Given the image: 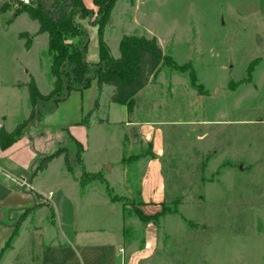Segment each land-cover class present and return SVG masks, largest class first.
I'll list each match as a JSON object with an SVG mask.
<instances>
[{"label": "rangeland", "instance_id": "rangeland-1", "mask_svg": "<svg viewBox=\"0 0 264 264\" xmlns=\"http://www.w3.org/2000/svg\"><path fill=\"white\" fill-rule=\"evenodd\" d=\"M18 8L19 4H12L10 11ZM92 10L74 18L86 32L90 63L98 58L96 22L100 19L98 8ZM14 17L0 16V94L6 96L0 102V113L6 107L10 128L26 118L29 108L21 93L12 88L17 80L26 79L23 66L42 94H49L54 85L47 34L35 39L27 52L18 35L31 34L37 22L23 15L6 27ZM123 35L155 37L164 54L177 64L190 61L204 95L199 96L190 86L187 73L162 67L150 86L132 99L129 109L125 105L128 122L147 123L162 134V148L156 155L152 139L142 131L128 132L126 122H120L119 105L108 112L111 89L103 87L96 94L92 81L88 89L71 92L56 109H48L47 103L38 108L36 122L20 138L33 139L32 167L37 158L58 148L74 151L70 137H75L84 146L85 171L99 173L120 197L113 204L123 215H130L126 243L143 249L142 234L133 231V221L138 220L136 212L142 205L139 188L147 162L158 159L166 195L161 204L164 214L152 222L158 230L157 264H264V0H116L104 28V41L115 58ZM216 95L220 99L213 100ZM199 97L202 103L209 100L205 114L226 110L233 123L225 124L228 115L218 125L209 122L201 113ZM96 99L99 108L92 114L88 130L76 125H82ZM140 153L150 155L138 158ZM31 170L22 171L17 178L18 189L23 188L30 197L17 194L10 200L19 201L17 204L31 212L17 226L20 212L8 216L6 210H0V264H38L42 242L38 226L54 235L47 226L51 222L48 200L36 198L27 182ZM80 171L75 166L73 174L67 172L60 156L35 181L36 187L51 194L58 185L64 186L59 188L67 194V217L70 204H79V189L72 179ZM95 182L103 193L105 185ZM90 200L88 209L81 207L85 204L77 205L84 210L78 215L81 220L87 217L89 222H83L87 227L103 228L118 219L103 218L99 195ZM43 206L48 210L36 214Z\"/></svg>", "mask_w": 264, "mask_h": 264}, {"label": "trees", "instance_id": "trees-1", "mask_svg": "<svg viewBox=\"0 0 264 264\" xmlns=\"http://www.w3.org/2000/svg\"><path fill=\"white\" fill-rule=\"evenodd\" d=\"M115 2L116 0H93L94 7L98 8L97 14L100 15V19L96 22L98 61L95 63L87 61L88 38L85 30L74 21L77 14L84 17L93 12L84 6L82 0H29V5L18 2L20 8L15 10L13 15L26 13L31 20L38 23L39 28L36 35L46 33L48 36L49 71L54 78V85L52 91L44 95L40 93L35 80L30 76L25 84L31 107L29 117L10 132L0 127L1 149L8 148L22 137L24 129L36 122L39 115L38 108L43 104L47 103L48 109H56L71 92L88 89L92 81L96 82L98 93L104 86L112 89L109 94L110 103L126 105L129 109L133 97L156 77L162 67H169L172 70L187 73L190 86L197 91L199 96L204 95L201 85L197 84L196 73L191 62L177 64L164 54L155 37L123 35L118 44L119 56L115 58L111 55L104 41V28L109 22ZM15 3L11 0L3 4L0 7V13L10 11L12 4ZM18 38L24 41L26 50L31 48L32 40L27 32L19 33ZM252 69L253 65L249 66L248 72L250 73ZM98 108L99 103L96 99L92 109L83 117L82 125H89L92 114ZM70 142L75 146L74 151L62 147L37 158L30 173L32 179L44 171L53 160L63 156L67 172L73 174L75 166L80 168L81 173L76 180L81 189H84L88 183L99 181L105 185L104 189L109 201L111 203L118 201L120 197L113 194L108 182L99 173L85 171L82 162V144L73 137H70ZM149 155L150 153H140L138 158ZM33 194L36 198H41V195L35 192ZM30 212L31 209L21 212L17 226L22 221L23 215ZM49 212L52 220L54 213L51 207H49ZM163 214L162 209L152 216H146L138 210L136 217L142 224H147L157 222ZM124 218H130V215H124Z\"/></svg>", "mask_w": 264, "mask_h": 264}, {"label": "crops", "instance_id": "crops-1", "mask_svg": "<svg viewBox=\"0 0 264 264\" xmlns=\"http://www.w3.org/2000/svg\"><path fill=\"white\" fill-rule=\"evenodd\" d=\"M82 2L86 8L90 10L94 8L93 0H88V1L82 0ZM5 14L12 15L14 13H12L11 11L10 12L6 11L4 13H0V16H4ZM23 15H27V14L22 13L15 15L13 21L11 22L8 19L7 23L10 24L6 27L11 26L15 20H17L19 17ZM33 27L34 28L33 31H31V34L27 31V33L30 35V38L32 40L31 48L29 50L25 49L27 52L31 51V49L33 48L35 39L43 36V34L36 35V32L39 28L38 23ZM96 40H97V30H96ZM97 47H98V43H97ZM97 54H98V50H97ZM97 61L98 58L97 60L91 61V63H95ZM23 67L25 69L24 70L25 73L27 74L26 79L22 81L17 80L15 83L12 84V88L15 89L14 91H16L17 93H21V95L28 102L29 108L25 113L26 118H24L22 121L26 120L30 114L31 107L29 104L28 90L25 84L29 81L30 76L33 77L32 74L28 73V70L25 68V66ZM153 80L154 79H151V81L147 84V86H145V88H143L134 97L140 95L143 91H145L150 86V83ZM95 87H96V83H95ZM110 92L108 93L106 100L108 112L110 111L112 106L118 105L109 102ZM96 94H97V87H96ZM218 96L219 95H216L213 100H216V98L220 99ZM5 97L6 96L4 94H0V102H2V104L4 103ZM229 98L232 97L230 96ZM196 99L200 103V110L202 111L201 113L207 115L203 110L205 104L209 100L207 102L205 101L202 103L201 97ZM119 106L123 114L120 122H126L127 126L125 127H129L127 131L131 133L142 131V135H145L146 138H150L153 140V152L156 155H159L160 149L162 148L161 143L163 142L162 134L159 135L158 131L154 127H152V125L148 127L147 123L141 124V123H136L134 121L128 122L127 121L128 112L126 106L125 105H119ZM208 115H207V118L209 119L208 121L217 124V123H221V120L226 119L228 113L226 110L224 113H222V110L218 109L217 113L211 111L208 113ZM8 116L9 114L5 107L2 109L0 113V127H3L6 131L10 132L22 121L15 122V125H13L14 127L10 128L7 126ZM228 117L230 119H226L228 122L225 124L228 123L231 124L233 120L231 114H229ZM91 120L92 119L90 118L88 126H84L81 124H76V125L84 127L86 130H88V128L90 127ZM30 141H32V144L34 143L33 139H31V137L28 136V137H24L23 139H19L18 141H16L6 149L0 148V205H1L0 210H6L8 216H10L12 213H17V212L21 213L29 209V207H25L17 204V202L19 201L11 202L10 200L14 197V195L17 194L20 195V197H23L22 195H27L28 198L30 197V194L25 193L23 188L18 189L19 183L17 182L18 181L17 178L21 176L20 173L22 171H29V169L31 170L32 168L31 163L34 161L35 154L33 153L30 147ZM54 161L55 160H53L48 165V167H50ZM48 167L44 171H46ZM152 169H153L152 172L153 176L149 174V171ZM44 171L38 173L33 179H31L32 180L31 189L35 193L41 195L42 197L48 200V203L53 210L54 217L51 220V222L47 224V226L53 229L54 235L49 234L48 232L49 230H47L46 227L38 226L40 227L42 233L41 234L42 242L39 248L38 264H157L156 249L158 244V230L157 227L152 222H149L142 227L140 221L138 220L133 221V225L135 226L133 231L134 232L139 231L142 234V238L144 240V248L135 249L134 246L130 247L126 243V239H125V228L128 219L124 218L123 211L121 210V208H119L118 206H116L115 204L109 201L108 197L106 196L105 189L104 192L102 193L99 190V187L95 186L94 183L97 182L93 181L89 183L84 189H81L76 180L77 176L76 177L73 176L72 179L73 183L76 186H78L79 189L78 193L76 194L77 196L76 203L85 204V206H81V207H84L83 208L84 210L86 208L88 209L89 208L88 204L91 201L90 199L93 196L99 195L100 199L102 200L101 203L103 207L102 208L103 213H105V216L103 218L105 219L109 217L118 216V219L113 224L103 226V228L98 229L93 227H87L86 224H83V222L88 221L86 220L87 217H85L84 220L83 219L81 220V218L78 215V213L84 211L83 209L81 210L78 208L79 206L77 205L79 204L74 206L70 204L69 206L70 216L67 217L65 215L67 194L65 191L63 193V191L60 189V188L64 189L63 185H58L57 192L52 194L51 192H46L36 187L35 181L38 179L39 175L43 174ZM122 173L124 174L123 171ZM150 178L152 182H150ZM19 191L21 192V194H19L20 193ZM131 195H132V191L130 193V196ZM139 195L142 201L140 210L144 215L152 216L160 212L161 204L165 200L166 190H165V182L161 173V164L158 161V159H151L147 162V167L140 182ZM45 209L47 208L43 206L41 208H38L35 211V213L37 214L43 211L44 214ZM46 216L47 215H45L44 220H46ZM81 222L82 225L80 224ZM172 230L175 229L172 228ZM94 236L95 238H93ZM133 245L135 244L133 243ZM198 259H200V257Z\"/></svg>", "mask_w": 264, "mask_h": 264}, {"label": "built area", "instance_id": "built-area-1", "mask_svg": "<svg viewBox=\"0 0 264 264\" xmlns=\"http://www.w3.org/2000/svg\"><path fill=\"white\" fill-rule=\"evenodd\" d=\"M14 2H16L15 4L22 3L24 5H29V0H13ZM11 2V0H0V5L2 6L5 3H9ZM0 6V7H1Z\"/></svg>", "mask_w": 264, "mask_h": 264}, {"label": "water", "instance_id": "water-1", "mask_svg": "<svg viewBox=\"0 0 264 264\" xmlns=\"http://www.w3.org/2000/svg\"><path fill=\"white\" fill-rule=\"evenodd\" d=\"M31 179H32V175L29 177V179H28V181H27V182H29Z\"/></svg>", "mask_w": 264, "mask_h": 264}]
</instances>
